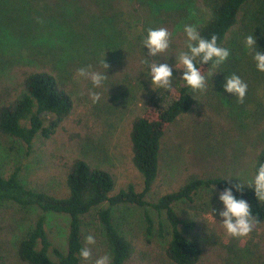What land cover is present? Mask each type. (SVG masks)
<instances>
[{"label": "rangeland", "instance_id": "rangeland-1", "mask_svg": "<svg viewBox=\"0 0 264 264\" xmlns=\"http://www.w3.org/2000/svg\"><path fill=\"white\" fill-rule=\"evenodd\" d=\"M256 10L259 18L252 22L251 16ZM244 11L229 40L222 46L229 50L228 58L219 65L213 62L204 75L205 85H210V89L198 90L193 109L166 135L161 152V175L147 192V203L154 202L161 192L173 187L174 172L178 169L181 173L185 166L205 176H224L238 183L249 181L254 175L255 144L264 125V72L257 70L244 46V39L252 34L257 40L258 51L264 53V0H248ZM14 14H18L15 20L10 21L5 30H0V87L15 83L21 68H46L59 75L61 84L73 97L74 106L52 135H37L29 147L0 133V173L7 175L19 168L22 183L60 195L64 163L79 157L113 175L114 193L128 184L140 191L141 175L130 163L127 132L130 119L157 87H151L144 60L146 57L156 60L157 64L166 62L169 66L175 63L180 66L179 60L170 64L171 55L165 52L150 57L147 48L138 44L127 54L133 56L134 60L130 61L124 54L130 47L123 43L120 52L118 48L110 50V55L120 59L121 65L114 64L113 70L110 66L105 70L99 65L103 50L93 46L94 52L93 47L86 51L80 42L64 41L59 28L46 25L47 21L21 16L25 14L21 10ZM191 16L197 18V9L194 11L192 7ZM249 21L251 24L247 25ZM127 64L134 65L135 72H130ZM80 68L105 73L107 78L92 90L85 86L87 78L78 75ZM172 71L179 75L180 69L173 67ZM136 74H139V81L134 85L129 77ZM233 74L247 84L242 103L222 87L225 77ZM90 93H98L99 100L93 103ZM107 206L106 202L102 204V207ZM174 208L183 233L200 236L202 264H264V230L257 229L246 237L229 236L220 221L222 217L211 215V209H222L216 192H197L190 200L174 203ZM111 211L114 223L138 249L129 264H174L162 250L167 237L159 235L156 227L151 233L145 230V212L155 225L164 222L163 214L150 206L129 204L113 206ZM41 214L34 207L24 209L11 202L0 204V264H23L16 257L15 244ZM44 217L52 245L65 251L67 217L58 213H45ZM188 223H194L193 227L187 228ZM88 235L94 237V244L85 243ZM82 238L84 248L91 250V257L87 261L80 258L79 264H93L98 257L107 254L100 225L95 220H87ZM50 254L56 258L51 250Z\"/></svg>", "mask_w": 264, "mask_h": 264}, {"label": "trees", "instance_id": "trees-1", "mask_svg": "<svg viewBox=\"0 0 264 264\" xmlns=\"http://www.w3.org/2000/svg\"><path fill=\"white\" fill-rule=\"evenodd\" d=\"M247 2L248 0H0V30H5L8 23L15 20L18 14L14 12L24 11L25 14L21 16L42 19L47 21L46 25L58 27L60 35H64V41L72 44L80 42L81 48L86 51L93 46L103 50L101 61L104 59L111 67L109 69L113 70L114 64L121 63L120 59L110 55L112 48H118L120 52L121 45L125 43L130 47L124 53L125 57L127 60H134L132 55L127 54L134 51V46L142 44L147 30L166 28L170 33V40L165 53L171 55L168 62L174 64L178 61L179 53L187 51L185 25L195 26L205 39H210L215 34L217 45L222 47L245 14ZM192 7L194 11H198L197 18L191 16ZM258 15L256 10L251 21H258ZM69 32L74 34L71 36ZM91 49L94 52L96 48ZM194 63L204 76L213 61L201 65L199 58H196ZM99 65L103 66V63ZM127 65L130 72H135L134 65ZM182 73V69L179 75L173 71L170 88L156 87L129 121L127 135L130 163L141 175L140 191L128 184L114 193L113 175L102 167L91 166L79 157L64 163L60 195L22 183L19 168H14L7 175L0 173V204L11 202L24 209L34 207L42 212L15 244V254L21 263L79 264V252L84 248L82 230L87 220L92 219L100 225L111 264H129L135 259L138 249L134 241L126 237L113 221L111 207L119 204L143 208L150 206L158 214L164 215V222L159 221L155 225L151 216L145 212V230L151 233L156 227L159 235L167 237L162 250L174 264L203 263L201 238L198 234L189 236L183 233L174 203L190 200L197 192L214 191L219 194L225 187L238 182L224 176H205L185 166L181 173L178 169L174 172L176 182L173 187L161 192L154 202L147 203L145 200L147 192L161 175V152L166 135L180 118L193 109L199 94L198 90L190 88L180 79ZM129 79L137 85L139 74ZM85 83L86 87L95 89L89 79ZM206 88L210 89V85H205ZM73 106V97L61 84L57 73L46 68H21L15 83L0 87V133L12 136L29 147L37 135H52L70 115ZM261 129L255 144L254 173L258 163L264 161V125ZM232 191L237 199H244L251 206L252 216L257 221L251 232L264 230V201L256 200L253 189L247 186L242 191H236L235 188ZM105 202L108 206L102 207ZM45 213H58L67 217L65 251L52 245L44 225ZM193 225L194 223H188L186 227ZM50 250L56 258L51 256Z\"/></svg>", "mask_w": 264, "mask_h": 264}, {"label": "clouds", "instance_id": "clouds-1", "mask_svg": "<svg viewBox=\"0 0 264 264\" xmlns=\"http://www.w3.org/2000/svg\"><path fill=\"white\" fill-rule=\"evenodd\" d=\"M184 32L187 37V51L179 53V65L169 66L166 62L157 64L156 60H149L145 57L144 63L147 65L146 75L150 77L151 87L156 85L164 89L171 86L173 71L172 68L182 69L183 73L180 77L187 86L194 90L205 89V77L201 74L200 69L195 66L194 61L199 58L201 65L213 61L216 65L224 62L229 56V50L217 45V36L213 34L210 39H205L200 36L195 26L185 25ZM264 35V33H262ZM170 33L166 28L148 29L147 34L142 40V44L147 48V55L150 57H158L169 48ZM244 46L252 56L255 66L258 71L264 72V53L258 51L256 38L251 34L245 37ZM176 61V57H175ZM103 67L109 68V65L102 61ZM78 75L85 77L91 81L94 87H100L102 82L107 78L105 73L88 72L85 68L77 70ZM227 93L233 94L239 103L247 92V84L235 74L225 77V82L222 85ZM92 102L99 100L98 93H90ZM240 180V179H239ZM247 186L253 189L256 200L264 201V161L258 163V167L254 175L249 181L232 184L231 187H225L218 194V200L222 202V209H211L213 214L222 217V226L226 233L231 237H246L253 230L254 224L257 222L252 216L251 206L244 199H237L233 195L232 189L242 191ZM86 244H94L95 239L92 235L85 237ZM82 260H89L91 250L87 247L79 252ZM93 264H111V258L105 254L98 257Z\"/></svg>", "mask_w": 264, "mask_h": 264}]
</instances>
